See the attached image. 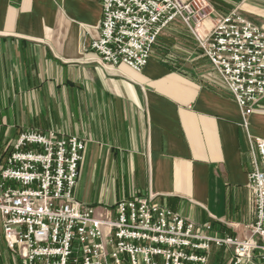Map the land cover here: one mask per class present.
Segmentation results:
<instances>
[{"label":"crops","instance_id":"obj_1","mask_svg":"<svg viewBox=\"0 0 264 264\" xmlns=\"http://www.w3.org/2000/svg\"><path fill=\"white\" fill-rule=\"evenodd\" d=\"M207 2L215 15L237 10L264 30V0ZM101 15L100 0H0V144L24 128L81 137L77 200L112 204L151 193L195 223L246 236L255 215L250 143L264 138V98L244 125L178 21L158 35L141 70L100 65L88 46Z\"/></svg>","mask_w":264,"mask_h":264},{"label":"built area","instance_id":"obj_2","mask_svg":"<svg viewBox=\"0 0 264 264\" xmlns=\"http://www.w3.org/2000/svg\"><path fill=\"white\" fill-rule=\"evenodd\" d=\"M99 34L89 44L100 65L141 70L158 35L178 21L241 110L243 124L264 98V30L236 10L215 18L203 0H100ZM248 189L254 221L244 237L219 233L147 193L112 204L74 197L84 140L53 128H24L0 161V221L5 249L19 264H208L212 247L227 264H264V138L252 140Z\"/></svg>","mask_w":264,"mask_h":264},{"label":"rangeland","instance_id":"obj_3","mask_svg":"<svg viewBox=\"0 0 264 264\" xmlns=\"http://www.w3.org/2000/svg\"><path fill=\"white\" fill-rule=\"evenodd\" d=\"M205 3L207 2V0H203ZM207 6L209 7V16L213 15V16H220V15H215V12L212 11L211 7L209 6V3L207 2L206 3ZM231 11V10H230ZM237 11V10H236ZM238 12V11H237ZM228 13V12H227ZM226 14V13H225ZM208 16V17H209ZM12 138H7L6 139H3L1 141V144L0 146L2 145V147L4 148L7 143L9 141H11ZM1 147V148H2ZM3 150V149H2ZM1 151V150H0ZM1 154V152H0ZM0 234H1V221H0ZM213 248L211 249V254H210V257L211 255L213 254ZM215 249V248H214ZM215 251H217V253L214 254V259L211 264H224L225 261L227 260V257L229 256V251H227L226 249L224 248H220V247H217L215 249ZM0 264H19V258L14 256L11 252L9 253L6 249H5V246H4V243L2 241V236L0 235Z\"/></svg>","mask_w":264,"mask_h":264},{"label":"trees","instance_id":"obj_4","mask_svg":"<svg viewBox=\"0 0 264 264\" xmlns=\"http://www.w3.org/2000/svg\"><path fill=\"white\" fill-rule=\"evenodd\" d=\"M238 1V0H237ZM15 138H12V140L11 141H13ZM11 141H9L8 143H7V145L5 146L6 148H5V150H4V153L1 155V157H4L6 154H7V152H8V150L10 149V143H11ZM0 157V158H1Z\"/></svg>","mask_w":264,"mask_h":264},{"label":"bare ground","instance_id":"obj_5","mask_svg":"<svg viewBox=\"0 0 264 264\" xmlns=\"http://www.w3.org/2000/svg\"><path fill=\"white\" fill-rule=\"evenodd\" d=\"M207 22V21H206Z\"/></svg>","mask_w":264,"mask_h":264}]
</instances>
